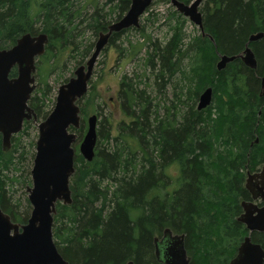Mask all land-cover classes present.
I'll list each match as a JSON object with an SVG mask.
<instances>
[{
  "label": "trees",
  "instance_id": "trees-1",
  "mask_svg": "<svg viewBox=\"0 0 264 264\" xmlns=\"http://www.w3.org/2000/svg\"><path fill=\"white\" fill-rule=\"evenodd\" d=\"M129 3L116 0L115 20ZM74 5L75 0H0V48L11 47L23 33L44 32L48 43L41 56L48 66H55L63 52L75 53L81 63L94 44L80 48L75 42ZM96 16L93 31L98 34L111 22H104L100 13ZM202 23L206 35L199 31L186 45V52L191 50L188 69L181 68L184 38L176 27L164 44L151 43L145 64L157 68L159 79L180 72L186 80L181 87L187 88L193 104L211 86L212 99L206 108L197 110L190 105L177 126L169 121L152 122L149 99L124 76L120 96L129 122L113 129L107 117L98 120L100 113L96 114L97 142L110 147L96 144L90 162L75 153L72 202H57L53 216V240L69 264H125L129 260L162 264L155 259L153 237L155 233L160 236L165 227L184 234L189 264H228L247 234L237 217L241 201L250 199L244 187L246 171L253 172L264 163V97L259 95L264 36L249 44L257 60L255 71L238 58L221 70L215 64L218 55L243 50L250 34L264 32V0H211V10L202 14ZM129 29L112 33L107 45ZM140 31L144 34L143 28ZM15 74L13 68L9 76ZM38 89L41 97L31 95L29 105L37 117L45 118L43 100L51 88L44 82ZM89 95L86 102L95 98L92 86ZM80 114V127L71 129L77 140L86 129L85 105ZM28 124L24 122L11 137L8 151L2 150L0 135V207L19 223L26 222L30 207L26 199L21 211L22 204L13 199L7 172L15 164L14 151L19 150L17 161L24 158L20 136ZM170 167L177 170L175 177L166 174ZM104 181L109 185H102ZM250 235L264 248V232Z\"/></svg>",
  "mask_w": 264,
  "mask_h": 264
},
{
  "label": "water",
  "instance_id": "water-1",
  "mask_svg": "<svg viewBox=\"0 0 264 264\" xmlns=\"http://www.w3.org/2000/svg\"><path fill=\"white\" fill-rule=\"evenodd\" d=\"M202 0H170V4L195 24L205 36L202 14L198 7ZM127 11L107 25L106 31L97 34L93 50L84 64L78 65L73 76L61 84L56 93L55 103L49 114L38 123L35 154L30 170L32 185L27 187V199L31 206L25 223L15 222L0 207V264H69L59 253L52 235L53 216L56 203L69 205L72 202L70 177L73 175L75 149L81 114L78 101L87 93L88 83L93 74L99 53L105 48L112 33L128 28H138L140 17L153 0H129ZM264 36V32L249 35L244 49L236 55H219L217 70L226 63L240 58L245 66L255 69L257 60L249 43ZM211 39V38H210ZM48 35L44 32L20 35L9 48H0V135L1 148L8 151L11 137L18 133L24 120L37 117L28 101L35 88V61L45 52ZM16 75L10 77L11 70ZM260 95H264V70L260 79ZM212 99V88L201 91L196 109L206 108ZM96 114L86 119V129L78 153L90 162L95 154L97 141ZM257 142V139H255ZM244 187L250 199L241 201L242 211L237 217L247 234L237 247L228 264H264V248L251 239L252 232H264V163L257 171H246ZM156 261L162 264H189L190 257L184 244V234L175 233L169 227L163 228L160 236L153 237ZM125 264H135L132 260Z\"/></svg>",
  "mask_w": 264,
  "mask_h": 264
},
{
  "label": "rangeland",
  "instance_id": "rangeland-1",
  "mask_svg": "<svg viewBox=\"0 0 264 264\" xmlns=\"http://www.w3.org/2000/svg\"><path fill=\"white\" fill-rule=\"evenodd\" d=\"M168 1L153 0L147 11L140 17L139 30L134 28L127 30L114 43L106 45L99 53L94 64L93 74L88 83L87 93L78 101L80 108L84 105L86 107L85 121L88 116L100 113L98 120L102 116L107 117L113 129H118L121 123L129 122L130 117L122 109L120 96V81L124 76L127 80L131 81L135 89L142 91V95L149 99V113H151L150 120L152 122L159 120L161 122L169 121L171 126H177L190 105L196 108L197 100L193 104L188 98L187 88L181 87L186 80H182L180 72H177L170 78L159 79L155 75L157 68L153 70L145 64L147 51L152 50L151 43L164 44L170 37L171 29L176 27V29H180L182 38H184L181 68H189L190 59L188 56L191 54V50H187L189 51L187 53L186 45L200 32L195 24L187 17L181 15ZM115 3L116 0L111 2L108 0H75L76 18L72 25L76 26L74 37L75 42L80 45V48L90 43H95L97 33L93 31V18H96L97 14L100 13L102 15L104 22H113L115 20ZM198 9L201 14H204L207 9L211 10V0H202ZM177 14H180L181 17L177 16ZM35 27L40 31L41 26L39 22L35 23ZM141 28H143L144 34L141 33ZM74 54H69L68 52L59 54V57L55 59V66L53 67L48 66L47 62H45L46 59H43L42 56L37 57L35 61V88L31 95L36 93L38 97H41L38 88L44 82L51 88L43 100V112L45 116L49 114L54 106L58 87L67 82L73 76L75 68L78 65L84 64L88 59L86 57L78 64L80 58ZM91 86L93 87L95 98L93 101L86 102L87 98L91 96L89 95ZM192 90L193 87H191ZM43 119L42 117H37L36 121L32 119L28 121L29 124L25 128L26 132L20 136V143L24 146V158L22 160L19 158L20 162L17 161L19 150L14 151L12 157H14L15 164L7 172V175L12 179V182L8 183L9 191L13 199L22 204L21 211H24L23 203L27 199L28 193L26 188L32 185L30 170L33 165L35 141L38 135L37 125ZM73 132L76 133V131ZM80 139L76 140L73 144L75 153L78 152ZM97 141L96 144L99 148L110 147V144L107 142L99 143ZM31 142L33 145H30ZM166 174L170 177H175L177 170L174 167L167 168ZM102 185L107 186L109 182L104 181ZM29 207L31 209L30 204ZM154 236L159 235L155 233Z\"/></svg>",
  "mask_w": 264,
  "mask_h": 264
},
{
  "label": "flooded vegetation",
  "instance_id": "flooded-vegetation-1",
  "mask_svg": "<svg viewBox=\"0 0 264 264\" xmlns=\"http://www.w3.org/2000/svg\"><path fill=\"white\" fill-rule=\"evenodd\" d=\"M185 3V2H184ZM189 3V2H188ZM181 14V13H180ZM182 15V14H181ZM255 42V41H254ZM250 44V43H249ZM245 46V45H244ZM251 47V46H250ZM244 49V48H243ZM252 49V48H251ZM242 51V50H241ZM240 51V52H241ZM239 52V53H240ZM254 52V51H253ZM238 54V53H237ZM223 55V54H222ZM226 55V54H225ZM235 55V54H234ZM229 56H232V55H229ZM256 58V57H255ZM240 61H241V63L243 64V62H242V60L240 59V58H238ZM234 60V59H233ZM232 60V61H233ZM232 61H230V62H232ZM230 62H228V63H230ZM228 63H226V64H228ZM244 65V64H243ZM215 66H216V64H215ZM226 66V65H225ZM245 66V65H244ZM258 66V65H257ZM257 66H256V68L255 69H251V70H256L257 69ZM245 67H247V66H245ZM225 68V67H224ZM224 68H222V69H224ZM248 68V67H247ZM15 69V68H14ZM250 69V68H249ZM16 70V69H15ZM263 70H264V62H263V68H262V72H261V75H260V79H261V76H262V73H263ZM16 75V74H15ZM14 77V76H13ZM207 87H211V86H207ZM206 87V88H207ZM212 88V87H211ZM203 91V90H202ZM201 93V92H200ZM199 93V94H200ZM259 95H260V80H259ZM199 96V95H198ZM261 97H264V95H260ZM198 99V98H197ZM29 102V101H28ZM28 105H29V103H28ZM31 107V106H30ZM32 108V107H31ZM33 109V108H32ZM34 110V109H33ZM35 113V112H34ZM36 115V114H35ZM31 120V119H30ZM30 120H24L23 121V124H24V122H26V121H30ZM33 120V119H32ZM34 121V120H33ZM23 124H22V127H23ZM22 129V128H21ZM17 134V133H16ZM15 135V134H14ZM11 147V146H10ZM10 149V148H9ZM261 167V166H260ZM259 167V168H260ZM259 168L258 169H256L255 171H257V170H259ZM256 202V204L258 205V206H261L262 204H264L262 201H260V200H256L255 201Z\"/></svg>",
  "mask_w": 264,
  "mask_h": 264
}]
</instances>
